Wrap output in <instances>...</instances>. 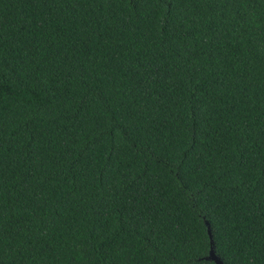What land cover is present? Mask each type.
Listing matches in <instances>:
<instances>
[{"label": "trees", "instance_id": "16d2710c", "mask_svg": "<svg viewBox=\"0 0 264 264\" xmlns=\"http://www.w3.org/2000/svg\"><path fill=\"white\" fill-rule=\"evenodd\" d=\"M264 264V0H0V264Z\"/></svg>", "mask_w": 264, "mask_h": 264}, {"label": "water", "instance_id": "95a60500", "mask_svg": "<svg viewBox=\"0 0 264 264\" xmlns=\"http://www.w3.org/2000/svg\"><path fill=\"white\" fill-rule=\"evenodd\" d=\"M206 225H207V232H208L209 241H210V250H209V253L206 259L214 262V264H223L222 261L215 255V252L213 249L212 235H211L210 228L207 222H206Z\"/></svg>", "mask_w": 264, "mask_h": 264}]
</instances>
